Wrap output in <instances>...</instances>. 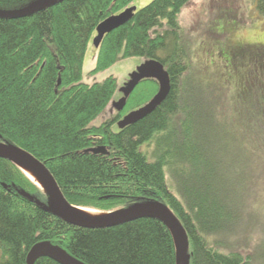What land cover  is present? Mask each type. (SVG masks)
<instances>
[{"label": "trees", "instance_id": "obj_1", "mask_svg": "<svg viewBox=\"0 0 264 264\" xmlns=\"http://www.w3.org/2000/svg\"><path fill=\"white\" fill-rule=\"evenodd\" d=\"M35 1L0 0V12ZM195 1L154 0L105 35L90 75L142 57L163 64L171 80L153 113L122 128L127 114L156 96L158 81L141 80L119 111L111 104L118 80L85 83L83 68L98 26L133 0H58L28 17L0 18V143L45 164L73 206L109 212L165 204L188 233L190 264H259L231 237L252 206L250 184L264 187V63L261 69L251 55L264 61V46L230 52L227 75L205 82L194 73V41L182 24ZM255 8L264 16V0ZM237 64L246 72L234 82ZM104 111L107 120L92 125ZM49 205L14 162L0 158V264H27L42 242L84 264H176L173 233L157 218L90 229L56 217ZM35 264L58 263L43 257Z\"/></svg>", "mask_w": 264, "mask_h": 264}, {"label": "rangeland", "instance_id": "obj_2", "mask_svg": "<svg viewBox=\"0 0 264 264\" xmlns=\"http://www.w3.org/2000/svg\"><path fill=\"white\" fill-rule=\"evenodd\" d=\"M39 1L46 2L48 0ZM153 1L154 0H133L129 7L142 10ZM255 1L256 0H228V2H224V0H197L194 5L190 8L188 7L184 11L182 24L187 34H189L194 41V46L192 47L194 51L193 59L195 62H193L194 73L202 75L205 82H213L214 80L219 81L221 76L224 78L225 75H227L228 71L224 70L222 65H228L231 56L229 55L231 54L230 52L247 47L250 48L251 52H257L264 46V43L260 42L264 40V16H259L257 14ZM229 4L234 5L236 8L231 5L228 11L221 8L222 6L227 8ZM26 5L28 4H21L5 12H18L30 6ZM226 12H235L237 18H227L224 14ZM219 14L223 17H219L221 16ZM242 19H244L245 25L240 22ZM218 51L221 52L220 57L218 56ZM96 55L97 49L92 39L88 46L84 61L83 81L92 84L94 82H102L111 76L115 77L118 80L119 89L114 95L111 103L114 105L122 99L123 88L131 82L132 76L147 63V60L142 57L126 58L97 74L90 75V72L96 65ZM251 55L253 58H258L260 60L258 66L261 67L264 61L261 60L259 54L257 53L256 56L255 53H251ZM261 69L263 68L261 67ZM235 71V78L233 80L234 82H238L246 70L245 68H238L237 64ZM216 72H218L220 76H211V74ZM251 78L252 80L256 79L254 74H252ZM238 91L239 85L235 84L232 94L238 96ZM108 117V111H104L92 122V125L98 126L103 121L107 120ZM167 186L171 192L178 195L170 179H168ZM247 196H249V201L252 203V206L248 210V213L241 218V224L234 227V233L231 238L236 242L237 248L245 253L252 254L257 263L264 264V187L262 183L256 180L253 181L250 184ZM86 209L95 210L92 208ZM125 209L127 208L109 211L108 213L114 214L117 211L121 212V210L124 211ZM239 240L241 244L238 243Z\"/></svg>", "mask_w": 264, "mask_h": 264}, {"label": "water", "instance_id": "obj_3", "mask_svg": "<svg viewBox=\"0 0 264 264\" xmlns=\"http://www.w3.org/2000/svg\"><path fill=\"white\" fill-rule=\"evenodd\" d=\"M57 1L58 0H48L46 2H41L38 0L33 2L27 8H24L18 12L1 11L0 18L16 19L28 17L43 9L54 6ZM135 12V8H127L119 15L112 16L102 22L98 26L97 36L93 40L95 48L100 47L105 35L111 33L113 30L130 21L133 18ZM143 79L157 80L160 85V89L156 96L147 105L125 116L118 124L121 128L126 125L135 124L153 113L156 108L164 102L171 91L170 76L164 65L158 61L147 62L132 76L131 82L123 89L124 97L114 104L116 109L119 111L124 110L127 104V99ZM0 158L9 159L16 165H18L17 162H19L25 166V168L30 170L44 184V186L47 187L49 192L36 183L25 172V170L18 165L33 183L48 193L50 205L45 207V210L52 212L56 217L66 221L69 224L93 229L117 226L143 218H157L163 221L172 231L176 241V264H190L191 257L188 254V233L179 219L165 204L156 201H147L145 203L135 204L109 219L87 220L76 214L73 206L63 195L51 172L48 170L45 164L35 158L31 153L16 146H8L6 144L0 143ZM43 257L50 258L58 264H84L69 255L62 248L54 246L50 242H42L34 245L28 254L27 264H35L38 259Z\"/></svg>", "mask_w": 264, "mask_h": 264}, {"label": "bare ground", "instance_id": "obj_4", "mask_svg": "<svg viewBox=\"0 0 264 264\" xmlns=\"http://www.w3.org/2000/svg\"><path fill=\"white\" fill-rule=\"evenodd\" d=\"M17 164L22 167V169L25 170V172L36 182L38 183L42 188H44L47 192L48 189L46 186H44V184L27 168H25V166H23L21 163L17 162ZM74 211L76 212V214L84 219L87 220H104V219H109L114 217L115 215H117L118 213H105L102 211H98V210H91V209H86V208H81V207H73Z\"/></svg>", "mask_w": 264, "mask_h": 264}, {"label": "snow or ice", "instance_id": "obj_5", "mask_svg": "<svg viewBox=\"0 0 264 264\" xmlns=\"http://www.w3.org/2000/svg\"><path fill=\"white\" fill-rule=\"evenodd\" d=\"M260 42L264 43V40H262V41H260Z\"/></svg>", "mask_w": 264, "mask_h": 264}]
</instances>
